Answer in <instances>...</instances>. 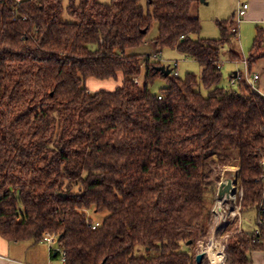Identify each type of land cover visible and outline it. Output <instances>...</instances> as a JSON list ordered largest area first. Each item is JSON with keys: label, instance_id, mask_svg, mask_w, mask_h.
I'll return each instance as SVG.
<instances>
[{"label": "trees", "instance_id": "16d2710c", "mask_svg": "<svg viewBox=\"0 0 264 264\" xmlns=\"http://www.w3.org/2000/svg\"><path fill=\"white\" fill-rule=\"evenodd\" d=\"M197 1L0 0L4 240L55 235L66 264H196L217 197L208 162L236 156L244 227L229 234L224 264L264 250V96L239 72L235 88L221 86V49L237 33L218 22V39L198 38ZM153 22L154 47L192 58L199 77H164L155 68L168 64L126 54ZM263 34L248 71L264 58ZM158 77L166 86L153 94ZM89 78L121 82L91 92ZM90 212H106L95 229ZM139 247L155 254L136 256Z\"/></svg>", "mask_w": 264, "mask_h": 264}, {"label": "rangeland", "instance_id": "374dc122", "mask_svg": "<svg viewBox=\"0 0 264 264\" xmlns=\"http://www.w3.org/2000/svg\"><path fill=\"white\" fill-rule=\"evenodd\" d=\"M107 1V0H102ZM240 2H249V0H239ZM145 0H142V4H144ZM64 4H67V0H63ZM238 0H198L193 3L191 14L193 16H197L200 20L201 31L198 35L200 39H218L220 37V31L217 26L218 22H226L227 28L229 30L236 31V39L231 40L228 44L224 45L221 49V72H222V80L221 86L225 88H235V85H230L231 75L234 72L245 73V66L242 60L247 59L249 56V50L251 49L253 40L256 36L257 30L262 29L264 32V21H261L259 16L257 19H252L250 21H242L237 23L235 10L237 6ZM257 7H264L256 4ZM261 13V11L259 12ZM65 20H72L71 17L66 14L63 15ZM158 25L156 22L152 23V27L147 33L143 43L139 46L132 47L126 50L127 55H139V56H147L156 53V55L160 56V59H152L154 61H158L163 65H167L169 60H174L177 62V70L178 77L183 79L187 74H194L199 77L201 73V67L195 62L192 58L187 55L182 54L177 49L165 48L162 50H158L154 47V39L158 34ZM263 44H264V34H263ZM229 51H234L238 53L241 58L238 60H232L229 58ZM170 64V63H169ZM252 72H257L260 79L258 81L260 90L259 92L264 93V58L255 59L249 68V78H252ZM118 80H104L98 81L92 78H89L85 81V86L91 91H98L101 89H106L107 85L117 83ZM166 86L165 81L158 77L156 78L151 85H149V90L153 94H158L159 90ZM257 88V87H256ZM203 90V89H202ZM204 93V92H203ZM216 160V158H213ZM238 160L236 156H233L230 162V165L222 168L219 167L211 160L207 165V174L211 178L212 183L216 185L218 189V185L221 181L225 180V178L229 177L232 180L234 179V187L235 194L233 199H222L221 212L218 214H214V209L218 202L217 197L215 196L212 204H211V221L209 223V233L206 238H202L198 242L205 245L209 242L210 238L214 235V241L216 246L221 249L220 245H226V241L230 233L236 230V233L240 232L241 227H244V220L242 210L240 208L241 197H242V189L240 186V178H239V169L237 167ZM225 200V201H224ZM92 218V223H100L102 218L105 217L103 213H94L90 212L88 214ZM220 218V219H219ZM198 243L194 247V251H199ZM37 247V246H36ZM35 247V248H36ZM40 247V245H39ZM183 249L186 248L183 246ZM193 251V252H194ZM197 253V252H196ZM224 253V250H223ZM155 252H148L145 248H137L135 251L136 256H148L154 255ZM208 264L207 262H204Z\"/></svg>", "mask_w": 264, "mask_h": 264}, {"label": "crops", "instance_id": "0c3cea01", "mask_svg": "<svg viewBox=\"0 0 264 264\" xmlns=\"http://www.w3.org/2000/svg\"><path fill=\"white\" fill-rule=\"evenodd\" d=\"M249 2L250 4L248 2H243L248 4V9L243 17L244 21L257 19L256 17L258 16L260 17L258 19L264 21V10L256 6V4H258L264 7V0H249ZM240 3L242 2L238 0L236 10ZM260 11L261 13H259ZM172 61L174 60H169L168 64ZM234 73L233 78H236L238 72ZM254 73L257 72H252V74ZM259 79L260 77L256 81V90L258 93L264 94L262 92H259L261 91L258 84ZM120 82L121 79L119 78L117 83L107 85L106 89L112 90L117 85H119ZM53 252L54 251L49 250V247L44 243L31 244L30 242H8L0 236V256H2L0 257V264H49L57 259L56 254H53ZM250 264H264V250H256L250 252Z\"/></svg>", "mask_w": 264, "mask_h": 264}, {"label": "built area", "instance_id": "2783aa9c", "mask_svg": "<svg viewBox=\"0 0 264 264\" xmlns=\"http://www.w3.org/2000/svg\"><path fill=\"white\" fill-rule=\"evenodd\" d=\"M248 9V4L247 3H240L238 5V8L236 10V22L237 23H240L242 21V18L244 17L246 11ZM152 59H160V56L159 55H156V54H153L152 55ZM244 66H245V73H240L242 75V77L244 78V80L246 81V83L251 87V89L257 91L256 89V81L258 80L259 78V75L257 73H254L252 74V78H249V71H248V63H247V59H243L242 60ZM141 67V66H140ZM167 67H169L170 69V73H172L173 75L177 76L178 75V70H177V62L176 61H172L170 64L167 65ZM238 73L236 75V78H238ZM236 78H231L230 80V85H234V82L236 80ZM134 83L137 85V86H140L141 85V81H140V77L138 76L137 78L134 79ZM260 94V93H259ZM262 96H264V94H261ZM158 99H160V97H158ZM261 164H264V162H262ZM214 214H218V212L216 211V209H214ZM99 223H92L91 225V228L92 229H95L97 226H98ZM214 242V235L210 238L209 242L205 245H209L211 242ZM41 243H44L46 244L48 247H49V250L51 251H56L58 254H57V259L49 264H66V258H65V252L58 249L57 248V239H56V236L55 235H48V234H45L43 237H42V241ZM203 244L199 243L198 244V249L199 251L198 252H204V259L207 260V263L210 264V259H209V256H208V253L205 252V249L203 248ZM221 249L220 251L222 252V256H221V264H224V260H225V256H224V253H223V250L225 248V245H220ZM2 257V256H0Z\"/></svg>", "mask_w": 264, "mask_h": 264}, {"label": "water", "instance_id": "95a60500", "mask_svg": "<svg viewBox=\"0 0 264 264\" xmlns=\"http://www.w3.org/2000/svg\"><path fill=\"white\" fill-rule=\"evenodd\" d=\"M156 72L162 73L164 77L168 76L170 74V69L166 66H158L155 68ZM236 74V73H234ZM235 180L231 178H225V180L221 181L218 185L217 189V199L222 200L225 198L226 195H234L235 194V187H234ZM190 243V242H189ZM204 252H198L195 255V262L196 264H201L202 259L204 258Z\"/></svg>", "mask_w": 264, "mask_h": 264}, {"label": "bare ground", "instance_id": "6f19581e", "mask_svg": "<svg viewBox=\"0 0 264 264\" xmlns=\"http://www.w3.org/2000/svg\"><path fill=\"white\" fill-rule=\"evenodd\" d=\"M234 195L228 194L225 196L224 199H233ZM225 201V200H224ZM222 200H218L216 204V211L218 213L221 212V205H222ZM220 219V218H219ZM205 249V252L208 253L209 259H210V264H221V256L223 255L222 252L220 251L219 247L216 246V244L212 241L209 245L203 247Z\"/></svg>", "mask_w": 264, "mask_h": 264}]
</instances>
